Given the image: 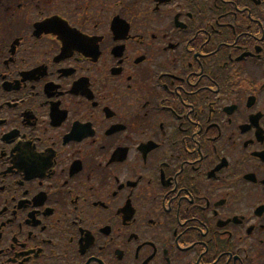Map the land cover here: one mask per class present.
I'll return each mask as SVG.
<instances>
[{
	"label": "flooded vegetation",
	"instance_id": "flooded-vegetation-1",
	"mask_svg": "<svg viewBox=\"0 0 264 264\" xmlns=\"http://www.w3.org/2000/svg\"><path fill=\"white\" fill-rule=\"evenodd\" d=\"M0 264H264V0H0Z\"/></svg>",
	"mask_w": 264,
	"mask_h": 264
},
{
	"label": "snow or ice",
	"instance_id": "snow-or-ice-1",
	"mask_svg": "<svg viewBox=\"0 0 264 264\" xmlns=\"http://www.w3.org/2000/svg\"><path fill=\"white\" fill-rule=\"evenodd\" d=\"M50 21L49 24L44 26L43 31L54 33L56 36H59L60 39L65 40V43H71L73 47H76L78 50H84L87 48L88 43L83 41L82 37L77 36L75 33H71L67 29V25L60 23L59 21ZM116 33H119V28L117 27ZM119 39V38H117ZM86 54H91L90 52H86Z\"/></svg>",
	"mask_w": 264,
	"mask_h": 264
}]
</instances>
